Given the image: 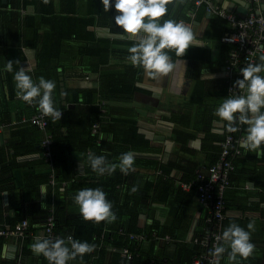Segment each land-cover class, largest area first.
I'll use <instances>...</instances> for the list:
<instances>
[{"label": "crops", "instance_id": "0c3cea01", "mask_svg": "<svg viewBox=\"0 0 264 264\" xmlns=\"http://www.w3.org/2000/svg\"><path fill=\"white\" fill-rule=\"evenodd\" d=\"M54 2V11L57 14L66 11L67 7L62 4V0H54ZM89 2L91 1L79 0L73 9L88 12ZM99 2L101 0H96V3ZM7 3L8 0H3V5H0V121H3V125L0 126V147L8 149L9 144L11 147L18 145L21 154H17L18 165L6 164L10 162V156L7 153L0 165V226L11 225L20 213L28 215L31 205L35 209L41 205L46 211L52 212L59 199L62 202L73 203L76 195L74 192L80 190L76 187L80 184L78 181L88 179L90 176L87 161L89 152L97 156H105V152H101L97 148L92 150L88 145L86 146V138L83 135L85 127L78 123L79 116L76 117V120L71 119L69 128L74 130L71 150L61 159L65 168H62L61 162L58 166L55 165L54 158L50 164V168L55 173L58 172L62 178H65L60 194L56 191V180H54V182H50L51 184L40 186L39 198L34 193L30 196L34 200L30 197L26 198L23 192L24 181L29 176H34L46 168L38 164L40 154L33 148L35 145L39 146L41 137L45 138L47 133L53 136V133L48 130L49 125L45 132L25 123L37 109L33 103L28 104L16 96L14 82V73L21 67L26 69L27 74L35 82L38 50L33 44L34 42L39 43V40L35 39L37 37L34 29L27 26L24 19L27 14L35 13L36 7L31 4L24 8L25 11H20L17 9V5L13 8L10 3ZM96 3L93 5H96L94 9L99 7V4ZM167 8L168 13L161 18L162 23L166 19L183 21L192 29L196 38L195 42L183 57L169 54L175 63V68L166 77L152 80L146 77L143 70L141 78L135 81V86L140 88L139 92H136L127 102L114 99L109 103L115 108L128 109L125 114L136 118L139 132L150 140L151 146L154 148V152L150 153L135 152V159L137 157L144 159L152 157L164 164L188 159L196 163L199 169H205L217 155V150L222 146L221 141L225 137L226 122L220 121L214 115V111L219 107L221 101L228 97L225 93L228 79L226 70L221 64L217 65L224 56L220 37L227 30V22L216 14L208 13L205 8L200 11V16L197 12L192 17L190 11L193 8V3L191 0H183V2L170 0ZM117 15L118 13L114 10V17ZM80 16H82V12ZM45 29L43 28L41 31L45 32ZM89 29L94 30L99 39L109 37L113 39L117 36L108 27L90 26ZM132 40L134 39H130V41ZM77 43L80 42H68L66 45ZM117 46L122 48L120 45ZM199 49L209 50L210 62L208 63H212L211 65L198 66L196 54L199 53ZM261 55H264V52ZM114 58L113 66H117V58ZM9 60L14 62L12 72L5 70V65ZM258 62H260L259 58ZM122 68L112 66L103 68L101 66L99 72L96 73L91 70L86 57L77 56L76 61L69 65L66 71L60 70V74H62L60 91L52 93L54 107L59 110L68 105L66 93L68 90L99 88L102 74L120 75L125 71ZM192 97L197 98V101H191ZM39 111L38 107L37 113ZM117 113L124 114L121 110ZM52 120L54 124L61 121ZM86 122L87 120H84L83 123L86 124ZM97 143L98 148L104 144L113 148L117 144L114 135L109 133H101ZM66 151L67 149L64 152ZM11 153H14L13 149L10 150ZM234 163L236 169L238 166L239 171H242V176L239 175L236 178L235 185H232L231 182L232 187L229 193H231L232 206L228 207L227 219L242 222V228L245 230H248L249 223L255 225V230L251 233V242L255 245V250L247 259L238 257L239 264H264V145L255 151H249L241 147L240 144V153L234 158ZM173 176L180 180L182 172L174 170ZM69 189L72 191L71 194ZM75 205V203L71 204L69 210L79 214V207ZM164 216L168 220L167 222L174 219L168 212H165ZM188 216L191 217L190 230L187 234L188 240H190L201 228L206 217V211L200 205L197 197L188 210ZM146 218V216H142V224L148 222ZM44 231V229H40L37 237H43ZM23 243L24 241L17 237L0 236V264L4 262L9 264L11 261L19 259ZM161 247L164 255L173 256L177 252V245L174 241L163 243ZM98 249L95 247L94 252ZM107 250L106 264H111L112 254L116 249L108 247ZM123 256L127 257L126 253L123 252ZM128 261L131 262L133 259H128ZM68 264L87 263L74 260L69 261ZM220 264H228L227 252L221 258Z\"/></svg>", "mask_w": 264, "mask_h": 264}, {"label": "trees", "instance_id": "16d2710c", "mask_svg": "<svg viewBox=\"0 0 264 264\" xmlns=\"http://www.w3.org/2000/svg\"><path fill=\"white\" fill-rule=\"evenodd\" d=\"M90 1L88 12H83L80 7V11L73 9V6L78 4L79 0H62V4L67 7L62 14H57L54 11V0H8L7 3H10L13 8L17 5V9L20 11L31 4L35 5L36 12L27 14L24 19L27 26L34 29L37 37L35 39L39 40V43L34 42L33 44L38 50L37 68L34 78L37 83L41 76L46 80L54 81L56 87L53 93H59L60 91L62 78L60 70L66 71V68L76 61L77 56L86 57L91 70L96 73L99 72L101 66L103 68L112 66L125 69L120 75L102 74L99 88L70 89L66 92L68 105L59 109V111L63 112L61 121L58 124H54L52 122L53 118H50L48 128L53 133L54 164L58 166L61 162L63 169L65 166L61 159L71 150L70 145L74 136L73 128H69V122L71 119L76 120L77 116H79L78 123L85 127L83 135L86 138V146L88 145L92 150L97 148L101 152H105L104 157L109 162L118 163V157L128 151H133L134 153L154 152L150 140L139 132L136 118H131L125 114L128 109L115 108L109 103L113 102L114 99L127 102L136 92L140 91V88L135 86V81L141 78L144 69L140 66L131 65L126 59L129 55L128 49L134 46L136 41H130V39L125 38L126 34L123 33V30L115 25L114 7L105 12L101 2ZM112 2L114 4V0ZM94 3L99 4V7L94 9L96 7V5L93 6ZM0 5H3V0H0ZM202 9L200 8L195 14L198 12V16H200ZM193 11H195L194 6L190 11L191 14ZM81 12L82 16H80ZM90 26L108 27L117 36L113 39L111 37L99 39L96 37L94 30L89 29ZM43 28L47 30L45 29V32H42ZM229 28L227 22V30ZM75 41L80 43L66 45L68 42ZM220 42L223 45L224 56L217 65L221 64L225 68L235 46L222 42V36L220 37ZM117 45L122 46V48ZM165 51L168 55H176L175 51L172 52L167 49ZM196 55L198 66L212 64L208 63L210 62L208 49H199V53ZM67 56L69 58L66 59ZM113 58H117V66H113ZM80 62H82V59H80ZM243 66V63H241L235 70L240 71ZM232 77L235 78L231 80V77H228L226 81L227 89L225 93L228 96L243 94V90L240 89H238L239 92L236 94L230 92V85L234 84L237 79H243L240 72L234 73ZM38 99L33 101L37 111ZM191 101L196 102L197 98L192 97ZM120 110L124 114L117 113ZM35 113L25 123L41 131L30 120ZM184 117L187 118V116ZM84 120H87L86 124L83 123ZM94 124H98L96 132H94ZM2 125L3 121H0V126ZM235 126L240 127V129L237 132H233L232 135L237 138L245 136L247 126L239 123ZM101 133L113 134L117 144L113 148L107 144L98 148L97 142ZM227 135L228 131L225 129L224 136L227 138ZM225 137L221 141L222 146L218 148L217 155L205 169H199L196 163L188 159L164 164L152 157L146 159L137 157L133 165L135 171H130L128 175L122 174L119 169L111 175H99L92 171L89 165V178L78 181L80 184L76 185V187L80 190L84 188H101L106 193L107 200L113 206L112 211L117 216L116 221L113 223L101 222L99 224L93 221H85L80 213L70 212L69 207L74 202H62L60 199L52 212L46 211L41 205H39L38 209L31 205L28 215L18 214L11 224L14 226L25 219L29 220L27 236L23 240L24 243L19 259H21L23 264H48V261L42 255L40 257L34 255L31 245L35 242L38 231L44 229V222L47 221L50 215H54V231L60 238H66L71 235L74 239L94 244L95 247L99 248L95 252L85 254L82 259L77 257L76 261H84L87 264H106L108 258L107 248L112 247L116 251L112 254L111 264H190L200 252V246L195 243V238L205 234L203 229L209 210V208L200 203L206 211V217L201 228L195 232L194 237L188 240L187 234L191 224L188 210L195 198L199 199V185L206 181V179L200 180L198 173L205 171L218 161L223 150V143L226 140ZM43 139L41 137V141L38 143L39 146L35 145L33 149L40 154L38 164L46 168L34 176H29L24 181L23 192L27 199L32 193L39 198L40 186L42 184H51V179L56 180V191L60 194L61 185L65 181L62 175L58 174V172L55 173L50 168V163L44 156ZM11 149L14 150V153L10 154ZM66 149L67 151L64 152ZM19 150L20 147L18 145L11 147V144H9L8 149L0 147V165L6 158V153L10 156V162L6 164H17V154H21ZM108 151L109 153H107ZM239 169L237 166V169L231 174L232 185H235V180L239 175L242 176V171H239ZM174 170L182 172L180 180L173 176ZM183 183L191 186L189 191L183 189ZM232 185L225 194L227 211L228 207L232 206L230 201L231 193H229ZM133 186L138 188L135 193L131 191ZM69 191L71 194L72 191L70 189ZM76 193L75 191L74 194ZM31 199L34 200L33 198ZM165 212L173 216L174 219L171 222H167L168 220L164 216ZM142 216L147 217L148 222L146 224H142ZM232 223L242 227V222L227 219L224 223V230ZM131 234H145L147 237L144 241H135L131 239ZM164 235H170L177 245V252L173 256L163 254L158 238ZM125 248L132 253L133 261L130 262L128 257L123 256ZM19 259L13 260L9 264H15ZM3 264L7 263L4 262Z\"/></svg>", "mask_w": 264, "mask_h": 264}, {"label": "clouds", "instance_id": "9594fccd", "mask_svg": "<svg viewBox=\"0 0 264 264\" xmlns=\"http://www.w3.org/2000/svg\"><path fill=\"white\" fill-rule=\"evenodd\" d=\"M170 0H101L104 11L112 7L118 15L114 18L115 25L123 30L125 38L134 39L136 43L128 49L127 61L133 66L144 69L146 77L159 80L166 77L175 68V63L165 51L174 50L177 57H183L195 42V35L183 21L177 22L161 18L168 13L167 5ZM183 2V0H181ZM226 2V0H225ZM219 3V2H218ZM220 4V3H219ZM260 62H249L240 69L243 79H237L233 87L243 90V94L229 95L223 99L214 111L220 121L226 122L228 132H237L235 125H246V134L242 137L241 147L255 151L264 145V55ZM13 61H7L5 70L13 71ZM16 96L28 104L38 99V107L43 115L54 120H60L62 112L54 107L52 93L56 85L54 81L41 76L37 82L21 67L14 73ZM238 114V115H237ZM135 153L128 151L118 157V163L109 162L104 156H97L89 152L87 161L99 175H111L117 169L128 175L135 171L133 165ZM133 193L138 191L133 186ZM74 203L85 221L113 223L117 216L112 211V204L107 200L106 193L99 187L84 188L74 196ZM247 229L232 223L217 236V244L210 251L212 257L209 264H220V260L227 252L228 264H239V258L247 259L255 250L251 242V233L255 230L254 223H249ZM222 242V243H221ZM36 255H42L48 264H68L69 261L81 259L85 254L95 250L94 244L81 242L71 235L55 240L36 237L31 245Z\"/></svg>", "mask_w": 264, "mask_h": 264}, {"label": "built area", "instance_id": "2783aa9c", "mask_svg": "<svg viewBox=\"0 0 264 264\" xmlns=\"http://www.w3.org/2000/svg\"><path fill=\"white\" fill-rule=\"evenodd\" d=\"M195 11L192 12V17L200 8H205L208 13L216 14L228 22L229 30L222 35V42L235 46L230 54L228 64L225 67L226 74L234 79V73L240 72L235 70L236 67L243 63L245 67L249 62H256L257 58L264 52V15L259 12V4L250 8L245 17H240L237 13L228 11L216 0H191ZM25 11V10H24ZM230 85V92L236 94L238 89ZM49 116H45L41 111L31 117V122L42 131L47 132L50 122ZM98 129V124L94 125V132ZM240 129V127L238 128ZM233 132H228L227 138L223 143L218 161L207 168L205 171L198 173L200 180H205L198 188V196L200 203L209 208L208 216L206 217L204 235L196 237L195 243L200 246V252L194 257L190 264H209L212 257L209 255L213 247L218 243L217 236L222 235L224 223L227 220L226 210V191L231 186V174L236 169L234 158L240 153V144L242 137L239 138L232 135ZM44 156L46 160L52 164L54 153L52 146L54 144L52 134L47 133L43 139ZM53 177V175H52ZM208 179V180H207ZM54 182V179H51ZM183 189L189 191L191 186L183 183ZM29 228V220L25 219L18 222L14 226H0V236L17 237L24 240L27 236ZM55 217L50 215L44 226L43 238L55 240L59 236L55 233ZM131 239L135 241L146 240L145 234H131ZM161 244L173 242L174 239L170 235H164L158 238ZM222 243V242H221ZM128 259H133L132 253L125 248ZM167 262V261H166ZM165 262V263H166ZM15 264H23L19 259Z\"/></svg>", "mask_w": 264, "mask_h": 264}, {"label": "water", "instance_id": "95a60500", "mask_svg": "<svg viewBox=\"0 0 264 264\" xmlns=\"http://www.w3.org/2000/svg\"><path fill=\"white\" fill-rule=\"evenodd\" d=\"M216 1L219 2L228 11L237 13L240 17H245L250 8L255 7L259 4V12L264 15V0H226V2L225 0Z\"/></svg>", "mask_w": 264, "mask_h": 264}]
</instances>
